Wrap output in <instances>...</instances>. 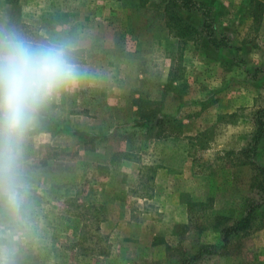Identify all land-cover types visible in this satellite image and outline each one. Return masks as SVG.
<instances>
[{
  "label": "rangeland",
  "instance_id": "obj_1",
  "mask_svg": "<svg viewBox=\"0 0 264 264\" xmlns=\"http://www.w3.org/2000/svg\"><path fill=\"white\" fill-rule=\"evenodd\" d=\"M197 1L229 47L176 37L167 0H0V29L65 46L80 72L27 132L20 218L0 202L10 264H177L220 242L215 217L243 216L251 171L236 159L264 110V75L251 74L264 64V0L258 23L253 0ZM142 108L174 121L151 129ZM259 150L264 163V138ZM232 252L199 264H264V228Z\"/></svg>",
  "mask_w": 264,
  "mask_h": 264
},
{
  "label": "clouds",
  "instance_id": "obj_2",
  "mask_svg": "<svg viewBox=\"0 0 264 264\" xmlns=\"http://www.w3.org/2000/svg\"><path fill=\"white\" fill-rule=\"evenodd\" d=\"M80 75L65 46L33 44L0 29V202L20 218L26 202L22 146L41 109ZM0 264H10L0 249Z\"/></svg>",
  "mask_w": 264,
  "mask_h": 264
},
{
  "label": "trees",
  "instance_id": "obj_3",
  "mask_svg": "<svg viewBox=\"0 0 264 264\" xmlns=\"http://www.w3.org/2000/svg\"><path fill=\"white\" fill-rule=\"evenodd\" d=\"M261 2L253 0L252 17L259 22L261 14L258 9ZM198 13L202 18V25L196 26L183 19L178 11ZM261 11V10H260ZM165 27L176 37L186 40H193L198 35L207 39L208 43L215 49L227 48L231 39L219 34L214 17V9L211 6L197 0H167V4L160 13ZM252 76L257 79L264 75V64L256 67ZM143 103L149 104L145 101ZM143 109V108H142ZM140 119L149 128H162L164 123H171L172 120L163 117L159 110L148 109L140 114ZM264 138V110L257 113L255 119V132L248 146L240 151L236 163L237 168L249 167L251 171L250 193L247 197L243 216L233 223L224 216L215 217V229L220 230V242L218 244H199L192 249L181 253L177 264H199L203 260L214 257H225L233 254L235 243L249 237L256 231L264 228V163L262 162L259 146Z\"/></svg>",
  "mask_w": 264,
  "mask_h": 264
},
{
  "label": "crops",
  "instance_id": "obj_4",
  "mask_svg": "<svg viewBox=\"0 0 264 264\" xmlns=\"http://www.w3.org/2000/svg\"><path fill=\"white\" fill-rule=\"evenodd\" d=\"M189 166L188 161L186 160V158L183 160L182 164L179 165V167H181L182 169H187Z\"/></svg>",
  "mask_w": 264,
  "mask_h": 264
}]
</instances>
